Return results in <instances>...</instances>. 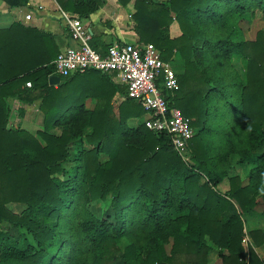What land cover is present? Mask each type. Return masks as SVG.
Segmentation results:
<instances>
[{
	"label": "trees",
	"instance_id": "obj_1",
	"mask_svg": "<svg viewBox=\"0 0 264 264\" xmlns=\"http://www.w3.org/2000/svg\"><path fill=\"white\" fill-rule=\"evenodd\" d=\"M102 1L61 5L78 15L71 18H88ZM135 7L142 41L165 62L180 56V89L168 100L196 130L190 160L167 134L128 125L145 115L137 102L126 98L115 113L111 101L126 89L110 76L91 71L52 86L60 53L53 38L18 24L0 30V264H209L214 249L222 264H263L251 243L259 245L262 232L248 230L247 247L243 240L248 216L264 201V35L245 40L232 24L264 16V0H136ZM234 57L245 62L243 74ZM9 97L42 99L41 140L10 126ZM88 99L101 103L90 109ZM236 155L250 166L245 186L230 173ZM13 202L26 210L11 213ZM92 203L105 209L96 213Z\"/></svg>",
	"mask_w": 264,
	"mask_h": 264
},
{
	"label": "built area",
	"instance_id": "obj_2",
	"mask_svg": "<svg viewBox=\"0 0 264 264\" xmlns=\"http://www.w3.org/2000/svg\"><path fill=\"white\" fill-rule=\"evenodd\" d=\"M76 47L61 51L54 61L55 73L70 77L91 71L104 73L114 84L126 89V98L137 102L145 112L144 124L156 133H165L173 149L190 160L189 143L195 129L191 119L168 100L179 90V79L170 62H165L160 50L151 43L134 45L116 43L101 53L92 47V32L79 18L64 13ZM31 87V82L27 83ZM248 246L249 237L243 240Z\"/></svg>",
	"mask_w": 264,
	"mask_h": 264
},
{
	"label": "crops",
	"instance_id": "obj_3",
	"mask_svg": "<svg viewBox=\"0 0 264 264\" xmlns=\"http://www.w3.org/2000/svg\"><path fill=\"white\" fill-rule=\"evenodd\" d=\"M65 1L0 0V30L8 29L14 24H18L24 28L36 29L37 31L50 35L60 52L70 47H76L75 41L71 38L70 26L64 17V13L70 17L78 15L63 10L61 2ZM135 3L136 0H103L97 12L88 18H79L91 29L93 37L92 44L96 47L95 49L97 51L104 53L116 43L123 44L128 42L137 46L147 44L142 41L137 31V25L134 20V15L137 10ZM34 48H37V43L34 44ZM35 56L37 57V54ZM173 58L175 59V63L179 65L181 59L177 53H175ZM124 101L123 94L119 92H117L112 100L114 105L115 102L121 105ZM8 102L11 109V127L21 128L29 132H37L42 129L44 121V115L40 110L42 99H38L34 103L29 104L23 102L18 97H9ZM117 106L119 109V105ZM116 114L119 115V113ZM143 119L145 117L131 118L128 120V125L130 127H138ZM243 185L245 186L247 184L243 183ZM247 222H249V227H246V235L249 237V240L248 228L250 230H259L264 236V201L262 198L258 200L255 214L248 216ZM260 240L261 243L259 245H255L252 241L251 243L254 245L257 255L264 264V237H260ZM214 252H217L218 255L216 258L219 260L222 251L214 249L210 254ZM246 257L248 260V255ZM209 260V264H222L217 260L214 262L211 259Z\"/></svg>",
	"mask_w": 264,
	"mask_h": 264
},
{
	"label": "rangeland",
	"instance_id": "obj_4",
	"mask_svg": "<svg viewBox=\"0 0 264 264\" xmlns=\"http://www.w3.org/2000/svg\"><path fill=\"white\" fill-rule=\"evenodd\" d=\"M232 26L235 27H239L242 30V36L245 40H249V41H255L256 39H258V36L262 33L264 35V16L261 12H258L255 16L252 15H247L241 19L235 20L234 23L232 24ZM170 32H171V36L172 37H176L180 34V28L177 22H173L170 26ZM178 57L180 58V56L178 55ZM181 61V60H180ZM174 71L176 72L177 76L181 73L182 69L180 70L177 65L175 63V59H172V62H170ZM232 63L235 65V67L238 69V71H240L242 74L245 72V62L237 59V58H233L232 59ZM82 78V77H81ZM179 78V77H178ZM180 86V84H179ZM180 89V87H179ZM178 91V90H177ZM176 91V92H177ZM175 92V93H176ZM101 102H99L97 99H88L86 102V106L88 108H95L97 107ZM112 105L114 107V111H116V113H119V109L118 106H120V104L118 102H112ZM145 117V115L143 116ZM144 122V119L141 121L140 124H142ZM137 125V124H136ZM14 128V127H13ZM44 126L42 125V129H40L39 131L43 130ZM62 131V127L56 128L54 130V133L56 134H60ZM196 131V130H195ZM38 132V131H37ZM37 132H30L33 135H35L39 140H41V138L37 135ZM91 147L89 145H86V149H90ZM108 157L106 155H101L100 156V160L101 162H105L107 161ZM232 169L230 171V173L232 175H239L242 179V182L244 184H248L249 183V178H248V173H249V169L250 166L246 165V164H240L239 163V156H233L232 159ZM72 160L68 163H66L64 165V168L67 171H71V169L73 168V164H72ZM234 172V173H233ZM63 178H65V176H62ZM229 188V184H228V177L225 179V181L219 186V189L222 192H226ZM90 209L96 213L101 214L102 211L105 209L104 205L101 203H92L90 206ZM8 210L13 213V214H17V215H21L27 208V206L23 203H18V202H13V203H9L7 205ZM247 227H249V222H247ZM248 230L250 231V228H248ZM171 249V244L167 245V250L168 252ZM213 254V255H211ZM209 253L208 255V259H211L214 261H218L220 263H222V258H221V254H220V258L218 260L217 257V252L214 253ZM212 256V258H210ZM215 257V258H214ZM210 261V260H209Z\"/></svg>",
	"mask_w": 264,
	"mask_h": 264
},
{
	"label": "water",
	"instance_id": "obj_5",
	"mask_svg": "<svg viewBox=\"0 0 264 264\" xmlns=\"http://www.w3.org/2000/svg\"><path fill=\"white\" fill-rule=\"evenodd\" d=\"M60 81H61L60 76L56 74L52 75L49 79L50 85L52 86L58 85Z\"/></svg>",
	"mask_w": 264,
	"mask_h": 264
}]
</instances>
